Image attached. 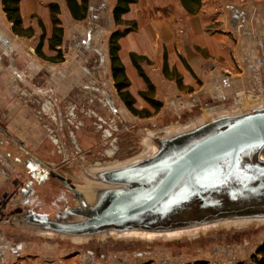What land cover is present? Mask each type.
<instances>
[{
	"label": "crops",
	"instance_id": "obj_1",
	"mask_svg": "<svg viewBox=\"0 0 264 264\" xmlns=\"http://www.w3.org/2000/svg\"><path fill=\"white\" fill-rule=\"evenodd\" d=\"M76 2L82 5V0ZM116 3L117 0H88L86 17L80 20L74 18L67 0H20L22 23L19 33H15L0 0V153L3 152V156L5 153L13 155V151L26 152L11 137L37 154L46 147L50 136L41 131L45 128L44 115L34 110L33 100L50 98L58 105L70 97L74 89L85 88L90 82L88 79L92 83L87 88L101 92L99 86H95L104 85L101 67L69 61L66 55L70 42L77 48L86 46L89 53L94 52L92 41L105 47L111 30L116 29L112 24ZM51 4L59 7L58 17L64 30L62 43L54 48L51 47L54 36ZM122 19L137 24L136 30L120 39L119 51L130 81L128 90L137 100L146 84L132 62L131 53L151 61L142 66L158 89V100L167 99L162 91L167 85L175 84V88L191 91L186 99L176 104L180 110H190L196 105H200L201 110L245 94L250 86L264 90V0L244 3L236 0H199V3L137 0ZM40 43L41 55L37 51ZM96 50L109 69L107 49ZM106 94L108 98L115 97L108 91ZM188 114L193 113L189 111ZM3 130L11 136L9 144L3 142ZM6 146L9 154L5 152ZM23 165L30 177L26 183L32 189L44 178L35 171L39 168L33 164L24 160ZM4 168L0 163V191L9 178ZM21 188H18L19 193ZM21 192L18 200L26 197L24 190ZM5 235L0 234V264H81L84 260L77 247L45 238L12 241ZM84 257L87 264H123L116 258L95 256L93 251Z\"/></svg>",
	"mask_w": 264,
	"mask_h": 264
},
{
	"label": "water",
	"instance_id": "obj_2",
	"mask_svg": "<svg viewBox=\"0 0 264 264\" xmlns=\"http://www.w3.org/2000/svg\"><path fill=\"white\" fill-rule=\"evenodd\" d=\"M248 96L148 129L138 153L89 165L82 183L64 179L73 203L53 216L29 208L2 223L74 245L167 242L264 226V90Z\"/></svg>",
	"mask_w": 264,
	"mask_h": 264
},
{
	"label": "rangeland",
	"instance_id": "obj_3",
	"mask_svg": "<svg viewBox=\"0 0 264 264\" xmlns=\"http://www.w3.org/2000/svg\"><path fill=\"white\" fill-rule=\"evenodd\" d=\"M236 1L240 3L246 2V0ZM113 22L112 24L116 29L122 30L126 26L125 24H116L114 18ZM113 31L112 29L111 33ZM111 33L107 37L105 47L102 44L92 41L94 54L92 52H87V48L83 44V46L77 48L74 43L70 42L69 52L68 55H66L69 61L77 60L85 64V66L101 67L102 83L104 85H95L96 87L99 86L98 88L101 92L94 91L92 88V90L88 89V84L92 83L91 79H88L90 82L86 83L85 88L74 89L72 91L73 94L58 105L55 104L54 99L50 98L33 100L34 104L32 105L34 110L38 112V114L42 113L44 115L42 123L45 128L41 131L46 132V136L48 135L50 138L46 143V147L38 154L21 142L22 150L28 153L13 151L11 152L13 155H10V157L5 153V156L8 158L5 161L10 162V164H6L8 167L13 162L19 164L18 169H16L18 170L17 175L19 176V180L24 181L30 178L26 174L23 165V160L26 155L37 158L42 163L46 164L47 167H51L58 171L61 170L63 174L70 170L72 171L73 167L71 166L73 163H70L71 154L67 148L65 149V147H63V141L68 142V147L72 149L74 154H77L78 149H81L79 155L84 156L85 162L89 164L107 160H122L138 153L142 149L141 141L144 132L148 129L183 123L200 114V105H196V107L190 110L181 107L183 110H180L176 104H178V101L186 99L188 93H191V91L177 87V85V88H175V84L171 85V87L167 85L162 90L167 96V99L163 101L161 98L159 99L162 101V106L159 109L149 104L140 95L142 91L140 90L138 94L140 98L137 100L134 96L135 102L133 104L139 110L143 108L147 109L150 114L146 116V112L141 113V115L132 113L117 94L115 80L111 73V66L108 69L105 63L102 62L101 56L97 54L98 51L96 50L95 52V49H107L105 52L108 54ZM108 61L109 62L106 63L110 65V60ZM98 83L99 82H97V84ZM80 87L82 86L80 85ZM103 90L113 93L116 98L113 97L114 100L112 98V100L107 98L103 94ZM252 90L250 86V88L248 87L245 90V92L247 91L245 94L240 93L239 95H242L243 98L249 97L248 95ZM156 91H158V89L155 87L153 96L158 100ZM231 98H227V100L224 101L226 105L231 102ZM47 106H49L48 109H46ZM189 111H192L194 115L188 114ZM58 118H60L63 123L61 128H58L57 125ZM49 149L52 152L49 151ZM7 151L8 150H5V152ZM2 153H0V155L3 156ZM9 153L10 150L8 151V154ZM114 153L115 155L113 156ZM14 154H16L15 158ZM3 167H5L4 170L9 176L10 168L4 165ZM72 178L76 177H71L70 179ZM7 180L4 185V190L1 189L2 191H0V196L8 195L12 198L11 191L15 189L17 184L22 185L24 183H20L18 180L11 184L10 182L7 183ZM31 181L33 182L34 180H29L28 182ZM58 186L59 185L53 181L40 185L35 183L34 187H32L35 189V194L32 195L35 201L33 204L30 203V205H25L24 209H36L37 211H43L53 216L56 212L63 210L66 204H72V194L70 195L69 193L57 189ZM9 189L12 190L7 192ZM19 203L21 202H12L8 204L6 208L9 210L12 206L17 210V208L23 206ZM7 236L8 239L12 241H19V238L22 237L19 235L15 237L12 234H8ZM32 238H37V240L43 239L42 237ZM52 240L66 246L77 247L76 250L82 253V259H84L82 262L84 264H87L86 257L84 256H87L89 251H93L90 250L91 248H89V246L84 247L82 245H74L71 242ZM97 242L101 243H95L93 245L97 251L94 252L95 256L105 258L112 257L111 260L116 258L117 262L121 260L123 264H138L140 261L144 262L143 264H149L150 262H153V264H194L197 261H202L203 264H256L253 258L258 248L264 244V226L221 230L207 233L196 239L181 238L167 242L155 241L153 243H148L139 240L126 241L112 238H109L105 242Z\"/></svg>",
	"mask_w": 264,
	"mask_h": 264
},
{
	"label": "trees",
	"instance_id": "obj_4",
	"mask_svg": "<svg viewBox=\"0 0 264 264\" xmlns=\"http://www.w3.org/2000/svg\"><path fill=\"white\" fill-rule=\"evenodd\" d=\"M186 1V0H184ZM199 3V0H190ZM19 2L20 0H2L3 9L6 12L7 18L13 23V30L15 33H19V27L22 23V18L19 9ZM68 5L72 11V14L75 19H84L86 17L87 7H88V0H82V5L78 4L76 0H67ZM137 2V0H117L113 8V18L116 24H125V28L120 30H114L110 35L109 40V60L111 66L112 76L115 80V88L117 90V94L120 99L124 102V104L130 109L132 113L135 115H141V113L146 112V116L150 114V112L143 108L139 110L134 106L135 97L130 93L128 87L130 85V81L125 72V66L120 58L119 51H120V39L124 37L131 31L136 30L137 24L135 21H126L122 19V15L127 13L130 10V5L132 3ZM59 14V7L56 4H51V16L54 25V36L51 41V47L54 48L58 44L62 43L63 40V33L64 30L61 26V21L58 17ZM40 47L37 48L38 53H40ZM131 59L136 67L138 74L144 79L146 84V89L140 92V95L153 107L159 109L162 106V102L157 100L153 94L155 93V84L152 82L148 74L145 72L142 63H151V61L141 55H137L135 53H131ZM164 71L167 74V57L165 55L164 58ZM256 264H264V244L261 245L256 255L253 258ZM188 264V263H186ZM194 264H203L202 261H197Z\"/></svg>",
	"mask_w": 264,
	"mask_h": 264
},
{
	"label": "flooded vegetation",
	"instance_id": "obj_5",
	"mask_svg": "<svg viewBox=\"0 0 264 264\" xmlns=\"http://www.w3.org/2000/svg\"><path fill=\"white\" fill-rule=\"evenodd\" d=\"M112 73V72H111ZM104 93V95L108 98V96H107V94H106V92H103ZM109 99H111V98H109ZM57 125H58V128H61L62 126H63V123L61 122V119L60 118H58L57 119ZM2 129V126H1V123H0V130ZM3 133H4V136H5V140L3 141V142H6L7 144H9V138L11 137L10 135H9V133L6 131V130H3ZM3 138V137H2ZM12 138V140L13 139H15V138H13V137H11ZM14 141V140H13ZM67 141H63V143H62V145H63V147H65V149L67 148V150L68 151H70V154H71V159H70V163H73L72 164V166L71 167H73L72 168V171L70 170V171H68V172H65L64 174H63V172L60 170V171H58V170H55V169H53V168H51V167H47L46 166V164H44V163H42L40 160H38L37 158H35V157H33V156H31V155H26L25 157H24V160H26L27 161V163H31V164H33L34 165V167L35 168H39V170L38 169H36L35 171H37V173H39V175L42 177V178H44V179H42V181H41V183H37L38 185H40V184H45V183H47V182H50V181H53V182H56L59 186H58V188L57 189H60L61 191H63V192H66V193H69L70 195H71V191H70V189L66 186V184H65V181H64V179H66V181L68 182V184L70 185V186H74L75 184H79V183H82L83 182V179H82V177H81V173H82V169L84 170L85 168H87L89 165H91V164H89V163H86L85 162V158H84V156H81V155H79V153H80V150L81 149H78V153L76 154H74V152L72 151V149H70L69 147H68V142L66 143ZM8 146V145H7ZM7 146L5 147V149L6 150H8V148H7ZM115 155V153L113 154V156ZM112 156V157H113ZM8 157H10V156H8ZM83 158V159H82ZM8 158L7 157H5V156H1L0 157V163L1 164H3L4 166H6L7 168H10L11 170H10V175L8 176L9 178H8V180H9V182L11 183V184H13L14 182H17L18 180H19V176L17 175V172H18V170H16V169H18V166H19V164L18 163H16V162H13L9 167L7 166L8 164H10V162L9 161H5V160H7ZM23 160V161H24ZM7 164V165H6ZM8 175V174H7ZM68 177H76V178H72V179H70V178H68ZM26 181L27 180H24V181H21V180H19V182L20 183H24V184H22V185H19V184H17L16 186H15V189L14 190H12V189H9L7 192H10L11 190V195H12V198L10 197V196H8V195H6V196H4V195H2V196H0V234H6L5 236H7L8 234H12V235H14L15 237L16 236H22L21 238H27L28 236H30V235H28L27 233H25V232H23V231H19V230H16V229H13V228H8L7 226H6V224H3L2 222L3 221H5L6 219H7V217L10 215V214H12V213H14V212H20V211H23V210H25L24 208V206L25 205H30V203H32L33 204V202L35 201L34 200V197L32 196V195H34L35 194V189L34 188H32V189H30L28 186H29V184H27L26 183ZM20 187H22L21 189H20V193L22 194V192L21 191H23L24 190V193L26 194L25 196V199L24 200H18L19 199V195H21L19 192H18V188H20ZM24 187V188H23ZM4 190V189H3ZM23 193V194H24ZM8 198H11V199H8ZM16 201H19V202H21V203H19L20 205H23V206H21V207H19V208H17V210H16V208H13L12 206L9 208V210H7V206H8V204H10V203H12V202H16ZM31 204V205H32ZM67 205V204H66ZM32 208V207H31ZM26 209H29V208H26ZM34 210V209H33ZM35 211H37L36 209H35ZM38 212H43V211H38ZM50 216V215H49ZM17 233V234H16ZM8 237V236H7ZM21 238H19V239H21ZM54 240H57V241H62V242H69V241H67V240H62V239H59V238H57V239H54ZM94 242V243H93ZM95 243H101V242H97V241H91V242H89V243H87V244H84V245H82V246H84V247H86V246H89V248H91L90 250H93V252H95L96 251V249H95V247H93V245L95 244ZM90 244V245H89ZM97 252V251H96Z\"/></svg>",
	"mask_w": 264,
	"mask_h": 264
},
{
	"label": "built area",
	"instance_id": "obj_6",
	"mask_svg": "<svg viewBox=\"0 0 264 264\" xmlns=\"http://www.w3.org/2000/svg\"><path fill=\"white\" fill-rule=\"evenodd\" d=\"M48 108H49V106H47V107H46V109H48ZM81 264H84V263H83V262H81Z\"/></svg>",
	"mask_w": 264,
	"mask_h": 264
}]
</instances>
